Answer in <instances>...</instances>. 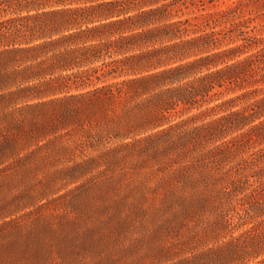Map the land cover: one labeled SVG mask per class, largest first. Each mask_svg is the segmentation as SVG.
Here are the masks:
<instances>
[{
    "label": "trees",
    "instance_id": "trees-1",
    "mask_svg": "<svg viewBox=\"0 0 264 264\" xmlns=\"http://www.w3.org/2000/svg\"><path fill=\"white\" fill-rule=\"evenodd\" d=\"M205 1L0 0V173L98 152L59 169L72 182L130 152L154 166L161 226L206 232L172 240L165 264H264V35L259 13L236 19L259 0L183 15Z\"/></svg>",
    "mask_w": 264,
    "mask_h": 264
},
{
    "label": "rangeland",
    "instance_id": "rangeland-1",
    "mask_svg": "<svg viewBox=\"0 0 264 264\" xmlns=\"http://www.w3.org/2000/svg\"><path fill=\"white\" fill-rule=\"evenodd\" d=\"M239 1L206 0L200 8L191 4L183 8V15L226 8ZM256 13L250 28L256 27L250 32L264 35V0L251 3L236 19ZM193 111L173 113L171 118ZM95 153L40 152L39 165L25 175L15 170L0 173V264H165L163 254L172 240L192 234L193 240L205 236L195 218L178 231H166L161 226L164 215H151L159 196L150 189L156 180L149 177L154 166H135L137 155L130 152H117L127 156H120L113 168L102 162L75 181L60 177L62 166ZM100 171L103 174L98 178L104 183L88 196H80L81 190L75 186ZM117 200H125L126 205L116 209ZM136 201L147 212H135L132 204ZM212 240L207 241L209 245Z\"/></svg>",
    "mask_w": 264,
    "mask_h": 264
}]
</instances>
